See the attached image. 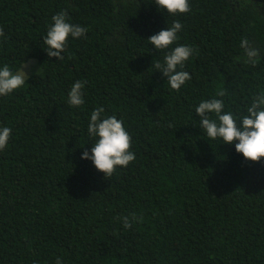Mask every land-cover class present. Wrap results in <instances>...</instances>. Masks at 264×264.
I'll return each mask as SVG.
<instances>
[{"label": "trees", "instance_id": "obj_1", "mask_svg": "<svg viewBox=\"0 0 264 264\" xmlns=\"http://www.w3.org/2000/svg\"><path fill=\"white\" fill-rule=\"evenodd\" d=\"M189 3L172 16L154 0H0V67L34 58L42 69L0 96V127L12 130L0 151V264H264V158L210 139L195 112L226 89L224 111L242 116L264 91V0ZM61 10L87 32L58 60L43 37ZM175 20L172 47L196 49L178 92L152 65L168 50L148 40ZM244 37L260 49L255 66ZM77 80L85 103L73 108ZM100 106L123 120L135 153L111 177L81 158ZM133 213L143 219L125 229L118 218Z\"/></svg>", "mask_w": 264, "mask_h": 264}, {"label": "clouds", "instance_id": "obj_2", "mask_svg": "<svg viewBox=\"0 0 264 264\" xmlns=\"http://www.w3.org/2000/svg\"><path fill=\"white\" fill-rule=\"evenodd\" d=\"M157 9L177 16L191 11L189 0H154ZM52 23L48 26L47 33L43 37L44 47L49 57L63 60L64 52L69 37L79 39L87 32V28L79 24L68 22V14L61 10L52 17ZM179 20H175L170 27L160 30L148 37L152 46L165 52L163 63L155 61L154 68L167 78L170 89L180 91L186 81L191 79L189 72L185 71V63L195 54L196 49L190 45H178L172 47L179 39L178 33L182 29ZM4 30L0 27V37ZM240 47L243 49L245 65L255 66L260 60V49L254 47L247 37L241 39ZM13 72L8 65L0 67V96H8L15 90L24 86L27 72L24 70ZM86 81H75L68 92V104L73 108L81 107L84 101V87ZM227 95L226 89L219 90L216 95L207 100H202L195 108L199 117V127L204 130L207 137L213 140H222L225 144H235L237 153L243 155L246 161L260 162L264 158V91L254 93L250 105L246 106V112L242 116L227 111L223 97ZM220 97V98H216ZM103 106L97 107L91 112L88 123V135L94 138L91 150L85 149L81 158L92 162L96 170L102 172L105 177H111L119 167H127L135 160V153L131 150L132 137L124 127V122L115 116H106ZM12 135L11 128L0 127V151H3ZM125 229H129L137 219L135 213L129 216L119 217ZM56 264H63L57 257Z\"/></svg>", "mask_w": 264, "mask_h": 264}, {"label": "rangeland", "instance_id": "obj_3", "mask_svg": "<svg viewBox=\"0 0 264 264\" xmlns=\"http://www.w3.org/2000/svg\"><path fill=\"white\" fill-rule=\"evenodd\" d=\"M25 64L27 65V67L24 70L27 72L28 77L30 75L40 74L42 72V69L38 61L34 58L29 59ZM23 67H24V64L21 66V68L18 71H21Z\"/></svg>", "mask_w": 264, "mask_h": 264}]
</instances>
